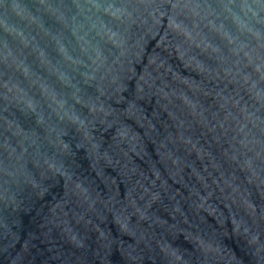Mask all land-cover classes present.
I'll list each match as a JSON object with an SVG mask.
<instances>
[{"label":"water","instance_id":"1","mask_svg":"<svg viewBox=\"0 0 264 264\" xmlns=\"http://www.w3.org/2000/svg\"><path fill=\"white\" fill-rule=\"evenodd\" d=\"M0 264H264V0H0Z\"/></svg>","mask_w":264,"mask_h":264}]
</instances>
